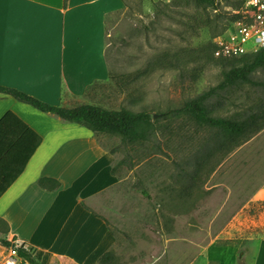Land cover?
I'll return each instance as SVG.
<instances>
[{
	"label": "rangeland",
	"instance_id": "1",
	"mask_svg": "<svg viewBox=\"0 0 264 264\" xmlns=\"http://www.w3.org/2000/svg\"><path fill=\"white\" fill-rule=\"evenodd\" d=\"M238 1L216 0L204 11L211 19L204 28L196 26L204 12L182 0H123L121 11L105 17L110 76L87 90L84 103L146 111L151 121L149 138L141 143L96 134L115 159L113 174L120 181L91 205L113 236L115 264H192L203 247L213 244L206 257L237 251L235 257L243 262L242 251L251 252L264 240V202L251 201L264 181V128L234 150L213 152L191 180L194 162L204 156L212 135L190 115L176 113L217 85L228 69L216 64L203 70L189 55L217 37L228 20L225 14ZM158 60L162 64L154 67ZM168 60L179 66L165 67ZM253 80L264 84V71ZM228 95L232 102L214 98L207 105L211 116L246 117L264 109L262 86H244Z\"/></svg>",
	"mask_w": 264,
	"mask_h": 264
},
{
	"label": "crops",
	"instance_id": "2",
	"mask_svg": "<svg viewBox=\"0 0 264 264\" xmlns=\"http://www.w3.org/2000/svg\"><path fill=\"white\" fill-rule=\"evenodd\" d=\"M63 1L0 0V87L71 108L108 80L104 21L123 0ZM8 113L21 124L0 129V257L13 242L38 264H98L114 239L91 205L119 185L115 159L89 129L0 94V120ZM42 178L59 187H40ZM251 201L264 202V181ZM209 246L192 264H264V240L242 251L243 262L237 251L206 257Z\"/></svg>",
	"mask_w": 264,
	"mask_h": 264
},
{
	"label": "trees",
	"instance_id": "3",
	"mask_svg": "<svg viewBox=\"0 0 264 264\" xmlns=\"http://www.w3.org/2000/svg\"><path fill=\"white\" fill-rule=\"evenodd\" d=\"M66 1L67 0L63 1L64 6L66 5ZM215 2L216 0H182V5L192 6L193 9L204 12L207 8H214ZM240 4L241 0L238 1L237 5L230 13L225 14L228 20L225 25L221 27L220 32L216 36L224 32L227 25L233 20V11H235ZM155 8H158V3H156ZM204 14L205 18L198 20L196 25L198 28L207 27L211 23V19H209L205 12ZM213 50V41L210 43L208 42L190 51L189 57L191 60H196L203 70L207 67L215 66L216 64L227 65L228 69L222 71L221 79L217 85L195 97L193 100L185 102L183 106L176 111V113H186L190 115L197 125L206 127L210 130L212 135L209 138V148L204 151V156L194 162L192 169L193 175L190 177L191 180L196 178L200 167L204 162L208 161V157L211 156L213 152L234 150L264 128V109L255 112L251 111L246 117L240 113L226 117H213L210 115V110L207 109V105L214 98H218L217 100L227 103L232 102L228 94L230 92H238L243 89L244 86L264 87V84L260 81L253 80V75L255 73L264 71V49L253 54L229 60L215 59L213 57ZM166 56L167 55H164V57ZM175 61L179 60L177 59ZM161 64L162 63L158 60L153 66H160ZM168 64L169 65H165V67L176 68L179 66H171L169 60ZM108 75L110 76L109 71ZM0 94L11 96L15 100L29 105L41 113L54 115L68 123L81 125L89 129L95 135L109 134L118 136L124 144L141 143L149 138L148 134L150 132L151 121L149 113L146 111L133 113L124 108L107 110L92 105H78L71 108L56 107L43 103L14 89L4 87H0ZM10 119L18 121L12 114L8 113L0 120V129L3 125L10 122ZM36 139L37 147L40 139ZM31 153L32 151L29 153L28 158ZM38 184L40 187L50 191L59 187V183L56 180L48 178L40 179ZM12 243L3 242V246L9 248ZM16 251L17 257L26 264H38L24 249L19 247ZM115 262L116 259L112 251L105 252L98 259V264H115Z\"/></svg>",
	"mask_w": 264,
	"mask_h": 264
},
{
	"label": "built area",
	"instance_id": "4",
	"mask_svg": "<svg viewBox=\"0 0 264 264\" xmlns=\"http://www.w3.org/2000/svg\"><path fill=\"white\" fill-rule=\"evenodd\" d=\"M213 46V57L219 60L235 59L264 49V0H241L233 11V20L213 40ZM19 247L23 249L13 243L2 264H26L17 257Z\"/></svg>",
	"mask_w": 264,
	"mask_h": 264
}]
</instances>
